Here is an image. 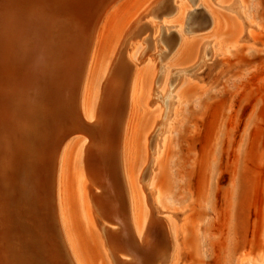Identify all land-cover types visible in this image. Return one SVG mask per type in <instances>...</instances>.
<instances>
[{
  "label": "rangeland",
  "instance_id": "obj_1",
  "mask_svg": "<svg viewBox=\"0 0 264 264\" xmlns=\"http://www.w3.org/2000/svg\"><path fill=\"white\" fill-rule=\"evenodd\" d=\"M35 1L0 0V88L5 87L9 80H24L35 72L36 76L32 77L39 75L41 79H46L49 75L55 76L56 71L52 68L56 66L51 64L54 55L50 58L52 52L49 51L57 48L52 49L51 44L58 45L63 37L64 41H69V35L75 37L83 24H89L97 16L103 0H65V3L62 0L64 4L61 0H54L55 4L51 2L53 0ZM148 1L111 0L105 12L102 10L101 15L97 16L96 23L99 25L95 26L96 42L100 45L102 41L104 48L99 55L94 53L95 74L103 72L127 24ZM158 1L160 5L168 3L167 7H171L173 13L177 10L176 16L173 13L166 14V7L151 14L149 11L159 10V7L151 8L155 3L150 4L145 10L150 14L146 13L141 22H147L153 32L146 35V40L144 37L131 38L127 46L130 51L129 60L147 71H143L146 81L137 112L140 120L132 154L134 176L138 175L140 165L146 161L147 142L152 159L156 155L154 138L149 141L147 135L151 132L157 138L158 146H162V121L174 107L175 90L182 88L181 91L190 99L186 113L179 122L176 138L164 148L156 184L162 191L172 193L174 201L171 210L183 218L184 263L238 264L241 259L247 258L249 260L246 264H258L264 255V0L250 2L247 13L236 12L232 8L233 3L242 4L243 0ZM71 10L74 11L72 15ZM214 11L219 15L224 40H237L243 28L249 40L234 44L231 52L224 53L222 59L225 66L221 74L212 84L207 85L208 76L216 69L214 61L219 57L217 41L220 37L208 34L207 30L208 18ZM66 14L72 17L70 21ZM74 16L75 21L72 20ZM30 17L35 18L36 23ZM77 18L80 19L79 24ZM66 20L69 22L64 24ZM52 21L56 25L50 26ZM39 26H45V31H51L45 34V31L40 30L44 28ZM133 33L135 35L136 32ZM179 35L186 38V43L178 56L168 61L177 46H173L172 42H177L173 37ZM172 38L173 41L170 40ZM29 45H32V51ZM132 45L135 51L130 49ZM248 46L253 49L248 51ZM167 69V80L163 83ZM72 132L68 138V142H71L68 186L71 191L69 209L70 216H73L72 226L87 264H109L99 241L98 230L86 218L82 208L81 192L76 180L78 151L85 135ZM140 183L141 187L146 185L142 188L145 193L147 189L154 190L148 184L149 181ZM155 205H158L157 200ZM167 209L166 206H160L158 215L167 217ZM143 210L142 202H139V214ZM118 233H121L120 230ZM105 250L107 252L106 246ZM123 258L129 260L130 256L125 254Z\"/></svg>",
  "mask_w": 264,
  "mask_h": 264
},
{
  "label": "bare ground",
  "instance_id": "obj_2",
  "mask_svg": "<svg viewBox=\"0 0 264 264\" xmlns=\"http://www.w3.org/2000/svg\"><path fill=\"white\" fill-rule=\"evenodd\" d=\"M252 1L233 3L232 8L236 12L247 13ZM24 2L21 3L25 4ZM64 3L62 1V4ZM152 3L155 4L151 8L159 7V10L149 11L151 14H156L165 7L166 14L173 13L171 7H167L168 3L160 5L156 0L146 2L127 24L122 39L111 60L105 63L103 72L95 74L93 70L96 62L94 53L99 55L104 48L102 41L100 45L96 42L97 16H94L89 24L82 23L83 26H79L81 30L75 37L69 35V41H64L63 37L58 45L51 44L52 49L57 48L49 51L52 52L49 54L50 58L54 55V62L51 64L56 66L52 68L56 71L55 76L53 74L41 79L37 74V77H32L36 76L33 71L34 74L31 77L29 75L30 79H12L5 87L0 88V264H87L75 236L76 231L71 219L73 216H70L69 209L71 142H68V138L72 131L85 135L78 151L76 180L81 192L82 208L86 218L98 230L99 241L108 263L185 264V252L182 247L185 234L182 227L183 218L171 210L174 201L172 193L162 191L156 184L164 148L176 138L179 122L186 113L190 99L181 91L182 88H175L174 107L170 115L162 121V146H158L157 138L150 132L147 140L154 138L156 155L152 159L147 142V158L140 165L136 177L132 167L135 136L140 120L137 112L146 81L144 72L147 71L129 60L130 51L127 46L131 38L144 37L146 40L153 32L147 22H141L146 13L150 14L145 10ZM249 10L251 11V7ZM103 11L105 12V9ZM73 12L71 10L70 14ZM177 12L175 10L173 14L176 16ZM210 14L208 34L216 35L220 39L217 41L219 57L214 61L216 69L208 76L209 79L206 78L207 85L212 84L221 74L225 66L222 59L224 53L231 52L234 44L249 40L244 28L237 40H224L218 13L214 11ZM67 17L70 18L69 14ZM34 20L35 18L32 21ZM72 20L75 21V16ZM69 21H64V24ZM77 21L79 24L80 19ZM52 23L53 21L50 26ZM244 24L246 25V22ZM255 25L257 26V23ZM32 30L33 28L30 31ZM40 30L45 31V28ZM49 30L45 31V34ZM133 32H136L135 35ZM173 38L177 40L172 42L173 46H177L168 61L178 56L186 43L184 36ZM173 38L170 40L173 41ZM48 39L50 41V38ZM29 46L31 49L32 45ZM133 46H130V49L135 51ZM64 47L66 48L62 51ZM251 49L253 47L248 46L247 50ZM211 52L215 54L214 50ZM17 61L19 62V59ZM167 71L168 69L162 79L163 83L167 80ZM144 180L149 181L148 184L154 190L147 189L145 193L142 188L146 185L140 186V182ZM139 202H142L144 209L141 214ZM160 206L168 208L167 217L158 215ZM114 225H118L117 228L113 227ZM118 230L121 233H118ZM125 254L130 256L129 260L122 259ZM248 260L241 259L238 264H246ZM258 264H264V255Z\"/></svg>",
  "mask_w": 264,
  "mask_h": 264
},
{
  "label": "water",
  "instance_id": "obj_3",
  "mask_svg": "<svg viewBox=\"0 0 264 264\" xmlns=\"http://www.w3.org/2000/svg\"><path fill=\"white\" fill-rule=\"evenodd\" d=\"M110 1H111V0H103V1L101 2L102 5L100 4V5H101L100 11L104 10ZM100 11L98 12L97 16H98V15L100 16V14H101ZM99 16H98V17H99ZM98 17H97V19H98Z\"/></svg>",
  "mask_w": 264,
  "mask_h": 264
}]
</instances>
